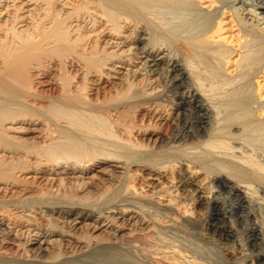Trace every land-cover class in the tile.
I'll use <instances>...</instances> for the list:
<instances>
[{
    "label": "bare ground",
    "instance_id": "6f19581e",
    "mask_svg": "<svg viewBox=\"0 0 264 264\" xmlns=\"http://www.w3.org/2000/svg\"><path fill=\"white\" fill-rule=\"evenodd\" d=\"M248 5L0 0V264H232L159 231L194 219L158 186L172 171L195 207L211 203L216 244L237 239L232 218L250 220L241 255L264 264L249 208L264 204V158L246 144L264 129V32ZM179 7L204 26L160 22Z\"/></svg>",
    "mask_w": 264,
    "mask_h": 264
},
{
    "label": "rangeland",
    "instance_id": "374dc122",
    "mask_svg": "<svg viewBox=\"0 0 264 264\" xmlns=\"http://www.w3.org/2000/svg\"><path fill=\"white\" fill-rule=\"evenodd\" d=\"M237 0H235V2H236ZM250 1H252V4L253 5H248V6H244V7H246L247 9H250V10H253V11H255L257 14H258V12H259V14H258V16L259 17H262V19L261 20H259L258 22H259V24H258V26H259V28H260V30H262V32H264V9L262 8V7H260V6H262L263 4H264V0H250ZM193 2H194V0H193ZM196 5H199L200 6V4L197 2L196 3ZM237 5H240V4H236V6ZM185 7V6H184ZM189 8V9H188ZM188 8H185L186 10H184V9H181L180 7H179V10H178V8L177 9H171V8H162L161 9V13L158 15L159 16V19L161 18V23H165V24H167V25H170V26H173V27H180V28H182V26H183V28L185 27V24H186V26L188 25L187 23H189L188 21H190L191 20V23H189L190 24V26H187V29H186V31L187 32H195L196 30H195V27L198 29V26L201 28V27H203L204 26V23H203V21L202 20H204L205 18H204V16H203V13H202V11L204 12V11H206V10H204V8L203 9H201L202 11H200L201 13V15H199V13H197L196 12V14H198V15H195L194 14V11H196L195 9H192V8H190V7H188ZM180 9H181V11H183V12H180ZM178 10V11H177ZM190 10H192V11H190ZM174 12H176V13H174ZM180 12V13H179ZM187 12V13H186ZM192 12V15L190 14L189 15V13H191ZM166 13V14H165ZM179 13V14H178ZM161 14H163V15H161ZM186 15H188V16H185ZM169 16V17H168ZM180 16V17H179ZM203 17V19L201 18V17ZM162 17H163V19H162ZM175 17H177V18H175ZM179 17V18H178ZM187 17H189V18H187ZM199 17V18H198ZM247 17H251L252 18V15L251 14H249ZM165 18L167 19V18H170V19H168V20H166V21H168L169 23H171L172 21V24H168V23H166L165 22ZM180 18H183V21H182V24H180L181 22V19ZM195 18V19H194ZM254 18V17H253ZM252 18V20H255V19H253ZM179 19V20H178ZM187 19H189V20H187ZM163 20H164V22H163ZM178 20V24H180L179 26H177L178 24L177 23H175V21H177ZM226 20H229V18H226ZM251 20V22L253 23V24H256V21H252ZM193 21H195L196 22V24L198 23L199 25H195V22H194V25L192 24V22ZM180 22V23H179ZM183 22H184V24H183ZM262 22V23H261ZM175 25V26H174ZM189 28V29H188ZM190 28L191 29H193V30H190ZM185 29V28H184ZM197 32V31H196ZM230 33H232V34H235L236 33V31L235 30H231V32ZM229 35V32H227L225 35ZM229 69H230V67H229ZM134 110H136V108H134L133 110H127L128 112H129V114H131V116L134 114V113H136ZM25 112H26V110H25ZM132 112V113H131ZM134 112V113H133ZM130 117V115H128V118ZM127 118V117H126ZM127 118V119H128ZM131 118V120L133 121L134 119L136 120V114H135V116H134V118H133V116L132 117H130ZM130 118H129V120H130ZM134 120V122L135 123H138V121H135ZM146 129L147 130H153V128L151 127V126H148V127H146ZM258 130H260V129H258ZM258 130H256V131H258ZM263 130L264 129H262V134H258V133H261V131L259 132L258 131V133L257 134H255V132H253L254 134H255V136H254V138H253V136H251V135H249L248 137H247V142L246 141H243V143H245L246 142V144H247V146H249V148H250V146H251V149H253V153H254V151L256 152V153H254L255 155H260V156H258V157H260L259 159H261V158H264V138L262 137V136H264V132H263ZM142 132H144V131H142ZM168 132V133H167ZM166 132V135H167V137H171V138H173V136H172V130H169V131H167ZM253 133H251L252 135H254ZM259 135L261 136V137H259ZM253 138V140H251L252 138ZM257 136V137H256ZM263 138V139H261V140H259V138H258V140H256V138ZM171 138H170V140H171ZM132 139V138H131ZM169 141V140H168ZM251 142V143H248V142ZM254 142V143H253ZM258 142V143H257ZM176 142H174L173 144H175ZM256 143V144H255ZM168 144H170V143H168ZM249 144V145H248ZM251 144V145H250ZM255 144V145H254ZM241 145V144H240ZM244 145V146H243ZM242 146H243V149L244 150H246V151H251V149H247L246 148V145L245 144H243ZM254 145V146H253ZM259 145V146H258ZM241 146V147H242ZM252 147H254V148H252ZM256 147V148H255ZM173 149V151H175V152H173V153H175L174 155L175 156H177V155H179L180 156V154H183L184 155V152L181 150V147H168V145H166V147H165V149H170V150H168V152L167 153H169V154H173L172 152H171V150ZM175 148V149H174ZM176 148H177V150H179V151H177L176 150ZM164 149V148H163ZM124 150L126 151H128V149L127 148H124ZM184 150V149H183ZM170 151V152H169ZM263 153H261V152ZM177 152H179V154H177ZM181 152V153H180ZM258 152V153H257ZM168 154V155H169ZM182 156V155H181ZM263 156V157H262ZM154 159H157L156 157L155 158H151L150 160H154ZM167 160V159H166ZM204 164V163H203ZM202 166H204L205 168L207 167L206 166V164H204V165H202ZM174 173V174H173ZM167 175H169L168 177H167V179L166 180H168V181H166L165 179H162V186H161V183H158V186L160 185V188L162 187V189H164L166 192V194H168V195H171V196H177V204H176V206L175 205H171V207L172 208H176V210H180V209H182V208H186V209H189V210H192L193 211V214H192V216H193V220H192V224L190 225V224H186V223H184L183 221H181V222H179V220H176L175 221V224L173 225V229H171L172 230V232H170L171 230H169V229H166V228H164V227H159V231H161L162 233H168L169 234V236H172L174 239H175V241H178V240H182V241H180L181 243L182 242H185L186 244H188V245H190V247H196V248H198L199 246H201V244L202 245H204V246H201V250L202 251H204L205 253H208V254H211V256L213 255V257H214V255L216 254V256H215V258L218 260V261H220L221 259V257H222V253H224V254H226L227 253V255H229L230 257H231V259H230V261L229 262H231L232 264H234L235 262L236 263H238V264H240L239 262L240 261H242L241 262V264H243V262H244V264L247 262V261H245L243 258L245 257V256H243V255H241V254H243L244 252H243V249H242V247H244L245 245H244V243H241L242 241L243 242H245V234L244 233H246L245 232V230H244V228L245 227H247L248 226V224L250 223V220L248 221V219L246 220V219H244L243 221H237L236 219H234V218H232V220H234L233 221V225H234V228H236L237 230V234H238V237H237V239L236 240H234L233 242H228V241H222V244H216L215 242H213L210 238H209V231H208V229H207V227H208V219H209V216H210V207H209V205L211 204H209V205H203V206H199V207H195V203H194V200H193V196H194V191H192L193 190V188L191 189V188H189V189H186V190H179L176 186H178V183H177V181L179 180V175L177 174V172H175V171H172V172H170V173H168ZM172 175V176H171ZM174 175V176H173ZM177 175V176H176ZM176 176V177H175ZM196 176L198 177V178H201L202 177V174H200V173H197L196 174ZM175 177V178H174ZM169 178V179H168ZM171 178H173V180L171 179ZM178 178V179H177ZM175 179V180H174ZM170 180V181H169ZM174 181V182H172V181ZM176 181V182H175ZM173 183V184H172ZM164 185V186H163ZM173 185H175V186H173ZM202 185H203V188H204V190H206V191H208L209 189H207V183H203L202 182ZM158 186H157V188H158ZM209 187V186H208ZM210 188V187H209ZM170 189V190H169ZM176 189V190H175ZM227 189V188H226ZM226 189H223L222 191H227ZM119 190H120V192L121 191H123V189H121V187L119 188ZM172 191V192H171ZM193 193V194H192ZM258 195H261V193L259 192L258 193ZM221 197H222V199L224 200V202L226 203V204H230L232 207H233V209H234V206H235V202H234V200L231 198V199H229L230 197H231V195H229V193H223V195H221ZM149 200H153V198H149ZM193 200V201H192ZM253 201V202H252ZM252 201H251V207L249 206V208H253V210L252 211H250V212H252V215H254L255 216V219H257L256 221L257 222H259L260 224H264L263 222H264V204L262 203H259L261 200L259 199H257V201L255 202L254 201V199L252 198ZM259 201V202H258ZM255 202V203H254ZM141 204H144V203H142V202H140ZM152 204V205H151ZM145 205V204H144ZM148 206L149 207H152L153 209H155V210H158V211H161L160 209H158V204H156V203H149L148 204ZM207 206V207H206ZM194 207V208H193ZM248 208V209H249ZM236 210H237V208H235ZM251 210V209H250ZM183 222V223H182ZM249 222V223H248ZM182 223V224H181ZM183 225V226H182ZM246 225V226H245ZM175 226V227H174ZM244 226V227H243ZM264 226V225H263ZM243 227V228H242ZM176 230V232H173V231H175ZM244 231V232H243ZM170 233H172V234H170ZM175 235H178V236H175ZM176 233H179V234H176ZM167 234V235H168ZM183 238H182V237ZM172 237H170V240H172L171 238ZM176 237H179V238H177V240H176ZM173 239V240H174ZM188 239H190V240H188ZM207 240H208V242H207ZM237 240H239V241H237ZM193 241V242H192ZM208 244H207V243ZM194 243V244H193ZM206 243V244H205ZM192 244H193V246H192ZM199 244V245H198ZM213 244H215V245H213ZM226 244V245H225ZM198 245V246H197ZM230 245V246H229ZM222 246H224V247H222ZM203 247V248H202ZM211 247V248H210ZM220 247V248H219ZM207 249V250H206ZM210 253H209V252ZM224 251V252H223ZM243 252V253H242ZM213 253V254H212ZM240 254V255H239ZM217 255H220V256H217ZM241 256H242V258H241ZM237 257V258H236ZM246 259V258H245ZM246 260H248V259H246ZM235 261V262H234ZM255 262H259V261H261V259L260 258H258V260L256 261V260H254ZM253 264H254V262H253Z\"/></svg>",
    "mask_w": 264,
    "mask_h": 264
}]
</instances>
